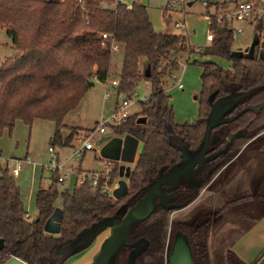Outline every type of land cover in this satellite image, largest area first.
Wrapping results in <instances>:
<instances>
[{"label": "trees", "instance_id": "1", "mask_svg": "<svg viewBox=\"0 0 264 264\" xmlns=\"http://www.w3.org/2000/svg\"><path fill=\"white\" fill-rule=\"evenodd\" d=\"M209 3V0H190ZM219 11L226 3L213 4ZM115 0H0V28L5 29L14 54L0 65V136L11 132L16 122L31 126L42 120L54 124L50 146H65L63 120L75 110L93 80L107 82L111 45L116 36L118 14ZM210 15L208 28L213 39L199 54L228 62L227 69L216 63H200L201 91L198 119L177 124L165 91L167 80L179 69L181 54L190 52L186 36L161 35L154 44L128 42L122 46L123 64L116 87L117 96H132L138 82L150 85V97L140 103V113L129 116L112 129L117 136L129 135L141 143V152L128 178V192L118 199L103 192L113 186L117 165L99 173L95 187L92 174L73 190L59 192L58 171L47 188L34 195L35 215H28L8 167L0 166V264L10 258L25 264H63L78 250L76 242L95 224L123 215L149 188L185 160L196 159L213 106L218 100L236 95L209 133L205 162L196 164L202 179L194 187L163 185L166 206L155 203L152 213L133 224L128 239L109 264H116L125 249L135 264H162L171 212L188 205L240 149L264 132V60L231 55L232 33L226 22L216 23ZM106 34L107 38H102ZM145 61L148 75L140 64ZM144 118L143 123L137 117ZM98 124V123H97ZM94 130V129H93ZM92 130V131H93ZM89 131V132H92ZM61 196V218L57 234L45 230ZM142 243L138 250L134 244ZM70 244V246H65ZM197 257L207 255L206 244L192 245ZM264 255L258 257L261 258ZM257 259V260H258Z\"/></svg>", "mask_w": 264, "mask_h": 264}, {"label": "crops", "instance_id": "2", "mask_svg": "<svg viewBox=\"0 0 264 264\" xmlns=\"http://www.w3.org/2000/svg\"><path fill=\"white\" fill-rule=\"evenodd\" d=\"M236 2H239V1L234 0L233 2H230L229 0H223L222 2H219V3H211L209 0V3L212 4V6H210L209 4H206V6H204L206 10L205 15L210 16V15H215L219 13L221 9L217 11V9L214 7L213 4L226 3L224 8L230 9L233 7L234 4H236ZM114 8L119 17L117 26H116L117 38L113 37V43L117 45L118 50L114 52H122V46L124 43L143 42V43L154 44L157 41V38L161 35H173L170 28H166L165 30L162 29L161 31L156 30L153 27V24L151 22L148 7L140 4L139 2L135 1L130 5L129 4L122 5L120 2L116 1ZM166 12L163 13L164 19H166L168 15ZM175 12H180V11L173 9L171 12H168V13L172 14ZM207 24H208V21H207ZM176 25H181V22L175 23L174 27H177ZM175 36H186V35L180 34V35H175ZM237 37L239 39L241 38V41H242L239 44L237 43L235 44L234 42ZM236 38L233 40V43L231 46V55L233 57H242V58H249V59L260 58L264 60V34H260L259 31H257V28H253L247 25L244 27V31L241 34L237 35ZM195 50L197 51L196 53L200 51L199 49H195ZM141 63L143 64V69H142L143 72H141V74L143 75V77H145L148 75L147 64L144 60ZM110 77L111 76L109 73V76L107 77L108 85L104 83L105 85H107L106 88L104 89V94L102 95L104 101L101 99V94L99 97H91L90 88L92 86L94 87V83L96 82L95 80H93L92 86L89 87V89L87 90V92L85 93L81 101L79 102L77 108L65 116L63 120L64 128L61 132L63 141L66 138H68V136L70 135L72 136H71V140L68 143V145L59 146V147L51 146L56 151L58 163L59 161L61 162L62 160L64 161L63 163H67L68 165V163L71 160H73V159H70V156H71L73 149H75V145H80L79 139H82V140L86 139V134L89 133V131H92L96 127L98 122H94L93 127L91 129H87L85 127H89V123L91 125L90 121L95 119V117L99 115V112H100V115L104 117L103 116L104 114L102 111H100V108L101 107L103 108L105 105L104 102L106 100H109L111 96L110 93H113L114 96H116V100L114 102L113 113L115 112L118 105L122 104L125 101V99L122 100L121 102L117 100L118 99V96L116 93L117 86L112 85L111 82L113 81L118 82V80H110ZM174 78L176 81L177 79L176 76H174ZM142 81H145V80H142ZM172 81L168 82L165 87V91L167 94H168L167 92L168 84L171 83ZM107 87H110L111 88L110 90L112 92H110V90H108ZM182 89L183 87L179 90H182ZM237 98L238 96L236 97L234 95L228 98L218 100L214 104V109H215L214 111L216 112L220 111L221 112L220 118H221L223 114L236 103ZM100 101L102 102V105L99 106L98 104ZM134 104L133 105L131 104V105L134 106ZM131 105H129L127 109L129 107L131 108L132 107ZM139 113H140V102H139V110L133 114L137 115ZM128 114L131 116L130 113ZM90 117H91V120H90ZM137 122L143 123L144 118L142 116H138ZM50 124L53 126V132L51 133L49 142L52 139L53 133H54V124L53 123H50ZM177 124H184V123L179 122ZM185 124H188V123H185ZM97 136L98 135H94L92 137L93 145L99 139H101V137H97ZM104 137H109V138L102 145H100L99 147L94 146V149L83 150L79 156L82 158L86 152L92 151L95 154L94 155L95 161L102 164V167L100 166L101 168L93 169V170H81L80 167L77 169H74L71 167L73 170H69L66 172L61 167L59 169L58 174L60 177L64 179L63 182L59 183V185L61 186L62 192L70 193L78 182V176L80 178L86 174L102 173L106 169L109 170L111 164L117 165V178L113 186L110 188L111 192L109 195H111L115 199H118L120 196L125 195L128 192V178L141 152V143L132 136H129V135L117 136L113 134L112 131H108ZM256 149L258 150V152L256 151ZM259 153L261 154L259 155ZM261 155H264V133L259 135L255 139H253L249 144H247L239 152V154L236 157H234L226 166H224L219 171V173L209 182V184L204 189V191L201 193V195H199L193 203L194 205H197L205 201L206 203L211 204L214 207H216L215 205L220 200V197H221V200L224 202L225 200L230 201L234 197H237L238 194L242 195V197L245 198L243 202H246L249 200L252 201V205L247 206L249 211H252V213L248 212V214H246L245 216L242 215V217L248 220L250 223L254 224V227L258 229L257 234H256L257 240L258 241L261 240L264 242V208L262 207L261 198H259L261 186L259 187L258 192H254V193L249 192V186L251 182L254 181V178L257 181L260 180V182L264 180V170H263V174L261 172L262 170L260 169L256 170V166L260 162L259 157ZM259 167L262 168V166H259ZM44 172L45 171H42V175L44 174ZM73 175L75 176V182L73 185L71 184L69 185L68 183L72 179ZM50 177L51 175L49 176V179L44 178V180H42V176H41L38 187L47 188L51 182ZM45 182H48V184L44 185ZM232 191H234L233 194H232ZM236 193L237 195H235ZM30 195H32V199H33L35 192L33 191L32 193L29 192L28 199L31 198ZM223 196L225 199L222 198ZM22 200H24V197H22ZM192 205L193 204L181 210V212L184 213L188 211L189 209L192 208ZM54 212H53L54 215L52 214L51 217L45 223V230L49 233L57 234L59 231V222L61 218V206H55ZM184 214H181L179 217H184ZM105 231H107L105 232V235L104 234L100 235L102 233L101 231L99 234L95 236L93 241L88 246L82 249H78L77 251H75V253L68 256L65 263L66 264H90L92 262V258L94 257V255L101 249L102 245L107 239L109 230L105 229ZM218 239L220 240V236L219 238L216 239L215 235H211L210 240L208 242V254H209V258L212 259L213 264L215 261H218L220 264V260L223 261L225 259V256L227 255L230 256L233 254L232 247H228L225 244L220 243ZM246 251L250 252V247L245 248L242 255L239 254L238 256H236L237 258L242 260V263H243V260H245V258L249 259V256L247 255ZM243 255L246 257H243ZM11 262H14L16 264H25L21 260H18L16 258H10L6 260L3 264H14Z\"/></svg>", "mask_w": 264, "mask_h": 264}, {"label": "rangeland", "instance_id": "3", "mask_svg": "<svg viewBox=\"0 0 264 264\" xmlns=\"http://www.w3.org/2000/svg\"><path fill=\"white\" fill-rule=\"evenodd\" d=\"M120 2L122 5L132 4L133 2H139L142 5L148 7L149 15L153 27L156 30L161 31L166 28H170L173 35L184 34L188 37L189 49L192 54H181V59L179 60L180 67L171 76L172 79H168V96H169V104L173 108L174 112V120L177 123H193L198 119V97L201 91V74L202 68L200 63L211 61L216 63L223 69H227L229 64L225 60H221L218 58L205 57L199 53L195 49H199L201 52L208 46V43L205 40L206 34L209 30L207 20L205 18V8L200 1H195L192 3L190 7L187 4L190 0H186V3L179 4L174 10H178L180 12L168 13L166 12L168 0H115ZM223 0H210L211 3H219ZM233 2L234 0H229ZM243 1V0H238ZM114 7V6H113ZM167 13L166 19L163 18V13ZM177 22H181V25L178 27H174V24ZM169 24V25H168ZM235 44L241 43V38L238 37L235 39ZM199 51V52H200ZM14 54V50L12 49L11 42L9 38L6 36L5 29L0 28V65L4 62V60L8 57H11ZM123 64V54L122 52H112L111 54V62H110V80H118ZM143 64H140V71L143 72ZM174 76H176V81ZM182 85L183 89L179 90L176 86V83ZM149 84L145 81H140L136 85V87L132 90V94L134 97L132 98L133 102L131 103V108L126 109L127 113L131 115H135L139 110V102H144L150 95ZM105 84H102L98 81L94 83V87L90 88L91 97H99L101 94V99H103ZM110 90V87H107ZM110 92H112L110 90ZM109 100L104 102V107L100 108V111L103 112V116L97 115L95 119L89 123V127H85L87 129H91L93 127L94 122L100 121H110L114 109V102L116 100V96L113 93H110ZM126 94L119 95L118 101L126 100ZM234 96V95H233ZM236 96V95H235ZM95 102V101H93ZM99 106L102 105L100 101ZM230 107V106H228ZM99 118V119H98ZM91 120V117H90ZM53 132V126L46 121L35 120L31 124V126H27L22 122L18 121L15 123L13 129L10 133L7 131L3 132L0 136V166L8 167L9 170L16 164V162H21L22 171L18 175V177H13L15 184L20 189V193L22 197H24L23 203L24 207L28 213V215H35V203L34 198L32 199V195H30V199H28V193L32 191L36 192L38 188V184L40 182V177L42 176V180L44 178L49 179V176L52 175L51 172L46 171L48 166H50V157L48 154L49 148V138L51 133ZM87 136V134H86ZM82 139H79L81 141ZM81 145H75V149H73L70 159L71 160L68 165L67 163H63L59 161L60 167L66 172L69 170L77 169L80 167L81 170H93L99 169L102 167V164L95 161V154L90 151L86 152L85 155L81 157H75V150L79 149ZM54 150V149H53ZM258 152V150L256 149ZM262 152V151H260ZM56 154V151L54 150ZM261 153H259L260 155ZM61 158V157H60ZM260 162L256 166V170L260 169L264 170V155H261ZM7 160V161H6ZM81 161V163H80ZM80 164V165H79ZM101 166V167H100ZM259 166H262L259 167ZM72 167V168H71ZM45 171L42 175V171ZM108 169L105 170L106 173ZM260 173V172H259ZM51 179V177H50ZM80 180L78 176V181ZM75 182V176L73 175L72 179L68 183L69 185H73ZM115 182V181H114ZM180 184L184 183V180L179 181ZM260 180H255L251 182L249 186V192L254 193L258 192L260 187ZM48 184V182H45ZM114 184V183H113ZM59 192L61 193V186L58 185ZM223 198V197H222ZM224 199V198H223ZM62 199L61 196H58L55 200V206H61ZM55 213V212H54ZM53 213V215H54ZM184 214L183 212L174 213L176 216H180ZM170 218V217H169ZM171 230V228H170ZM257 231L258 229L254 227L253 223H249V221H241L235 222L232 218H230L226 222H222V225L218 228V238L220 236V243L225 244L228 247H232V255L230 256H238L242 255L245 248L250 247V252H247L248 258L243 260V264L252 263L256 261L260 255L264 252V242L261 240H257ZM105 230L102 231V234L105 235ZM172 232V230H171ZM169 231V235L171 236L173 233ZM217 239V238H216ZM92 242V241H91ZM90 242V243H91ZM89 243V244H90ZM98 243V242H97ZM97 245V244H96ZM88 246V245H87ZM94 247V246H93ZM92 247V248H93ZM79 249V248H78ZM220 255V254H219ZM243 257H246L243 255ZM232 258V257H230ZM118 259V257H117ZM116 259V261H117ZM121 256L120 262L118 264H124V259ZM239 259V258H238ZM233 259H231L232 261ZM240 260V259H239ZM128 262V260H127ZM217 262V263H215ZM214 264H219L218 261H215ZM14 263V262H11ZM242 264V260L239 261ZM16 264V263H14ZM66 264V263H63ZM213 264V261L212 263ZM220 264H223V261L220 260ZM227 264V263H225Z\"/></svg>", "mask_w": 264, "mask_h": 264}, {"label": "water", "instance_id": "4", "mask_svg": "<svg viewBox=\"0 0 264 264\" xmlns=\"http://www.w3.org/2000/svg\"><path fill=\"white\" fill-rule=\"evenodd\" d=\"M187 6H191V3H188ZM92 84V82H89L88 87H91ZM214 110L213 106V111L209 116L208 125L204 133L202 148L196 159H187L183 162L182 166L174 168L170 175L159 177V179L149 188L147 193L143 195L136 204L123 215V217H111L101 223L95 224L85 232L82 240L76 242V247L82 249L89 245V243L93 241L95 236L101 231L105 229L109 230L106 241L101 249L94 255L90 264H109L119 248L128 239L130 227L133 224L146 219L152 213L155 208V199L159 197L161 204L166 202L167 196L162 192V186L166 184L174 187L180 177L185 176V178H189L191 176V170L194 165L205 162L204 156L208 148L209 133L221 116L220 111L216 112ZM108 138L109 137H101L94 146L99 147L107 141ZM65 246H70V244H66ZM141 246L142 245H139L138 248L140 249ZM168 261L169 264H195L191 257V248L186 235L181 231L175 233Z\"/></svg>", "mask_w": 264, "mask_h": 264}, {"label": "flooded vegetation", "instance_id": "5", "mask_svg": "<svg viewBox=\"0 0 264 264\" xmlns=\"http://www.w3.org/2000/svg\"><path fill=\"white\" fill-rule=\"evenodd\" d=\"M263 133L264 132L258 134L253 139H255L256 137H258L259 135H261ZM253 139L248 141L240 149V151L247 144H249ZM239 152H238V154H239ZM190 175L191 176L189 178H185V176L180 177L177 180V184L175 186L181 185V186H188V187L192 188V187L196 186L198 184V182H200L202 179L201 174H199L198 168L197 169L192 168ZM180 180H184V183L180 184V182H179ZM207 185L199 191V193L193 198V200L188 205H186L180 209H176L173 212H171L170 218H169V225H168L167 241H166V246H165L162 264H169L168 258H169L170 252H171V246L174 242L175 233L177 231H181L186 235V238L188 240L190 248L192 245L203 246V244H206L207 255H206V258H204V259L197 257V255L194 253V250L191 248V257H192V260L195 264H211L212 259L209 258V254H208V242L210 240L211 235H215L216 238H218L217 230L222 225V222L224 223V222L228 221L230 218H232L234 220V223L235 222L240 223L242 220L248 221L245 218H243L242 215L245 216L246 214H248V212L252 213V211H249V209L247 208V206L252 205V201L249 200V201L243 202V200H245V198H243L242 195H239V194L237 195V193L235 194V195H237V197H234L230 201L225 200L223 202L221 200V197H220V200L215 205L216 207H214L211 204L206 203L205 201L202 203H199L197 205H194L193 202L197 199V197L199 195H201V193L204 191V189L207 187ZM260 186H261V191L259 193V195H260L259 198H261L262 207L264 208V180L260 183ZM162 192H163V186H162ZM233 192L234 191H232V194H233ZM223 198H224V196H223ZM167 199H168V197H167ZM154 203H158L159 205L166 206V202L164 204H161L159 197H157L155 199ZM191 204H193L192 208L189 209L188 211L184 212L185 213L184 217H179L177 215L176 216L174 215V213L181 212V210L185 209L186 207H188ZM170 228H171L172 232H171ZM169 231L171 233H173L172 239H171V236L169 235L170 234ZM135 245H136V248L138 250H140L143 247V246H141L140 249L138 248V246L142 245V243H137V244L135 243L134 246ZM134 254H137V253L136 252L131 253L130 250L125 249L124 252H122L118 256L116 264H118V262H120L121 256L124 259V264H135L131 260V258ZM230 257H232V258H230ZM231 259H233V260L231 261ZM127 260H128V262H127ZM239 261L240 260H238V258L236 256L234 257V256L227 255V256H225V259L223 260V264H225V263H227V264H240ZM249 264H264V255L261 258H259L258 260L256 259V261H253L252 263H249Z\"/></svg>", "mask_w": 264, "mask_h": 264}, {"label": "built area", "instance_id": "6", "mask_svg": "<svg viewBox=\"0 0 264 264\" xmlns=\"http://www.w3.org/2000/svg\"><path fill=\"white\" fill-rule=\"evenodd\" d=\"M185 4L186 0H168L167 12H171L176 6L179 4ZM203 6H206V3H202ZM216 16V23L220 24L222 22H226V24L229 26L232 38L233 40L236 38L237 35L241 34L244 31L245 26H250L253 28H257V31H259L260 34H264V0H243L240 2H236V4L233 5L230 9H221L218 14H215ZM205 18L208 21H210V16L205 15ZM177 27L180 25H176ZM102 38L106 39L107 35L102 34ZM207 42L212 41L213 34L212 31L209 29L206 37ZM118 47L114 43L111 45V52L117 51ZM199 51V50H198ZM105 84L108 85L106 82ZM112 85L117 86L118 83L116 81L111 82ZM105 85V87L107 86ZM176 86L181 89L182 85L178 82L176 83ZM134 97V94L132 97L128 100H125L122 104L118 105L116 108L114 114L112 115L110 121H100L94 128L92 132L87 133L86 139L80 141L81 147L73 153L75 157H79L81 152L83 150H90L94 149V145L92 143V137L94 135H98L97 137H104L108 131H112L113 128L119 127L130 115L126 112V109L131 103L133 102L132 98ZM48 154L50 157V166H48L46 171L53 172L58 171L61 168L58 163L57 155L54 153L53 147L49 146L48 148ZM7 161V160H6ZM22 169V166L19 162H16V164L10 169V173L12 177H18L20 171ZM43 170V171H44ZM105 172V171H104ZM107 172V171H106ZM91 185L92 187H95L97 184L99 173H91ZM84 176L80 177V180L77 182V184H82L84 182ZM62 177H58V182H63ZM111 187L108 185H104L103 192L110 194Z\"/></svg>", "mask_w": 264, "mask_h": 264}]
</instances>
